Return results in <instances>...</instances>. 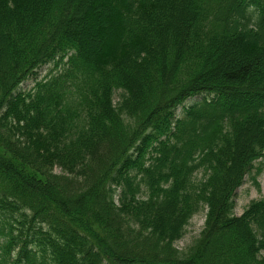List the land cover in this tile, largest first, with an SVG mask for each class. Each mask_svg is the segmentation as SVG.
Instances as JSON below:
<instances>
[{
    "label": "trees",
    "instance_id": "trees-1",
    "mask_svg": "<svg viewBox=\"0 0 264 264\" xmlns=\"http://www.w3.org/2000/svg\"><path fill=\"white\" fill-rule=\"evenodd\" d=\"M258 161L264 0H0V264H264Z\"/></svg>",
    "mask_w": 264,
    "mask_h": 264
},
{
    "label": "rangeland",
    "instance_id": "rangeland-1",
    "mask_svg": "<svg viewBox=\"0 0 264 264\" xmlns=\"http://www.w3.org/2000/svg\"><path fill=\"white\" fill-rule=\"evenodd\" d=\"M51 67V65H46L40 69L41 75L46 74ZM31 84H33V79L27 81L24 87ZM258 167H261L260 171H258ZM262 198H264V161H258L256 169H254L252 174L246 176L245 182L236 191L235 214L241 215L251 201ZM206 213L207 209L202 207L201 210L192 217L187 226L184 238L177 244L180 249L189 247L200 236L205 225Z\"/></svg>",
    "mask_w": 264,
    "mask_h": 264
}]
</instances>
